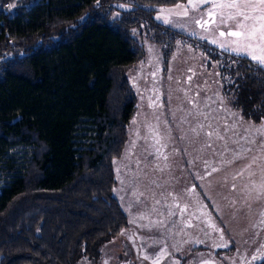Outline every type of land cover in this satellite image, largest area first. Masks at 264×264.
Masks as SVG:
<instances>
[{
	"label": "trees",
	"instance_id": "1",
	"mask_svg": "<svg viewBox=\"0 0 264 264\" xmlns=\"http://www.w3.org/2000/svg\"><path fill=\"white\" fill-rule=\"evenodd\" d=\"M20 1L14 13L0 2V54L25 52L0 63V264H76L128 227L114 161L136 112L127 71L144 37L166 62L179 41L196 45L219 63L240 115L264 120L260 63L155 19L152 6L185 0ZM115 3L131 8L113 19Z\"/></svg>",
	"mask_w": 264,
	"mask_h": 264
},
{
	"label": "rangeland",
	"instance_id": "2",
	"mask_svg": "<svg viewBox=\"0 0 264 264\" xmlns=\"http://www.w3.org/2000/svg\"><path fill=\"white\" fill-rule=\"evenodd\" d=\"M0 2L12 13L21 4L20 0ZM231 2L187 0L152 7L156 8L157 21L172 22L189 36L206 39L209 44L236 55L249 58L252 52L261 55L264 44L258 41H252L251 49L239 53L233 50L237 48L234 43L237 38L227 33L239 30L241 18L230 19L235 10L220 7ZM114 6L113 19L131 8L128 3ZM247 11L259 15L251 9ZM206 18L208 23H198ZM245 23L252 25L254 21ZM140 30L137 28L135 32L139 34ZM221 32L225 35L221 36ZM143 42L146 49L143 59L127 71L137 96L127 150L114 161L113 195L128 216L129 226L102 244L96 257L84 256L76 264L261 262L264 259V120L255 123L241 118L221 91L219 63L196 45L179 41L166 62L163 45L146 37ZM244 43L247 42L241 41ZM24 53L0 54V63ZM191 146L199 148L192 153ZM132 147L138 148L134 159ZM16 151L27 156V148ZM187 151L193 157L190 164L196 176L200 182L207 183H202L204 191L196 179H184L177 174V170L186 171ZM212 164L214 179L209 182ZM233 173L239 175L233 177ZM7 181L6 177L0 179V187ZM136 194L156 195L158 205L159 197L165 194L166 208L158 206L151 210L148 221L140 224L134 213ZM235 245L236 250L231 248Z\"/></svg>",
	"mask_w": 264,
	"mask_h": 264
},
{
	"label": "snow or ice",
	"instance_id": "3",
	"mask_svg": "<svg viewBox=\"0 0 264 264\" xmlns=\"http://www.w3.org/2000/svg\"><path fill=\"white\" fill-rule=\"evenodd\" d=\"M220 7L235 10L234 15L229 17L230 19L241 18L237 25L239 30L227 33V35L237 38L234 41L237 44V48L233 49L234 51L239 53L245 48L251 49L253 47L252 41L264 44V0H256V2H253V0H232L231 3L220 5ZM249 9L258 12L259 15H250L247 11ZM249 20L254 21V23L252 25L245 23ZM220 35L223 36L225 33L221 32ZM241 41H246L247 43L241 44ZM260 52L261 55H256L254 52L249 54L252 60L264 64V47L260 48Z\"/></svg>",
	"mask_w": 264,
	"mask_h": 264
},
{
	"label": "crops",
	"instance_id": "4",
	"mask_svg": "<svg viewBox=\"0 0 264 264\" xmlns=\"http://www.w3.org/2000/svg\"><path fill=\"white\" fill-rule=\"evenodd\" d=\"M185 1H187V0H185ZM185 1H183V2H185ZM209 4V3H208ZM211 4V3H210ZM157 11H160V10H157ZM177 19H179L180 21H181V19L180 18H177ZM160 21H162L161 23H163V24H165V25H167L168 27H170V28H172V29H174V30H176V31H180V32H183V33H185V34H187L183 29H179V28H175V26L172 24V22H166V21H164V20H160ZM159 21V22H160ZM198 23H202V24H206V23H208V18H206V19H202L201 21H199ZM188 35V34H187ZM193 37V36H192ZM198 39V38H197ZM203 38H201L200 40H202ZM203 41H206L207 42V40L206 39H203ZM179 43V42H178ZM216 47V46H215ZM220 49V48H219ZM223 50V49H222ZM226 51H228V50H226ZM230 52V51H229ZM232 53V52H231ZM237 55H239V54H237ZM242 56H244V55H242ZM220 74V73H219ZM221 79V78H220ZM220 85H221V91H222V84H221V80H220ZM223 93V92H222ZM224 95V94H223ZM239 113V112H238ZM240 114V113H239ZM241 116V115H240ZM133 118H134V116L132 117V119L131 120H133ZM241 118L242 119H244L242 116H241ZM131 122V121H130ZM135 147V146H134ZM134 147H132V149H131V152H132V157H133V159H134V156H135V154L137 153L136 151V149H138L137 147H136V149L134 148ZM191 147H193V146H191ZM194 149H191L192 150V153L194 152V151H197L198 149L197 148H199V147H193ZM187 149H188V147H187ZM126 148H124V151H123V153L125 154L126 153ZM123 153H122V155H123ZM185 153H186V151H185ZM187 153H188V156H187V154H186V156H187V163H186V167H185V170L186 171H184L183 172V169L182 170H177V174L179 175V176H184V177H181V178H187V179H189V177L192 179V181H193V179L195 180L196 179V181H197V184L198 185H200V188H201V190L202 191H204L203 189H206L205 187H203L202 186V183L203 184H207V183H205V182H203V181H201L200 182V178L199 177H197L196 176V171H195V169H194V167H193V164H190V161H192L193 160V157L189 154V152L187 151ZM121 155V156H122ZM188 157H189V159H188ZM139 163V162H138ZM137 164V163H136ZM140 163H139V168H140ZM137 167V168H138ZM218 172H219V170H218ZM239 174H237L236 173V175H235V173H233L232 174V176L233 177H237ZM208 177H209V179L207 180V181H209V182H211V180L212 179H214V170H213V164L212 165H210L209 166V174H208ZM217 177H219V173L217 174ZM134 182H135V178H134ZM199 187V186H198ZM207 190H208V188H207ZM202 198V197H201ZM134 199H135V203H134V213H135V215L137 216V219H138V221L140 222V224L143 222V221H148V218H149V213H150V211L151 210H155L158 206L160 207V208H162V209H165L166 208V204H165V194H164V196H160L159 197V199H161L160 200V202H159V205H158V203L155 201V199H156V195H143V194H141V195H139V194H136L135 195V197H134ZM151 199L152 200H154L153 202H151ZM129 226V225H128ZM128 228V227H127ZM125 230V229H124ZM231 248H234L235 250H236V245L235 246H233V247H231Z\"/></svg>",
	"mask_w": 264,
	"mask_h": 264
}]
</instances>
